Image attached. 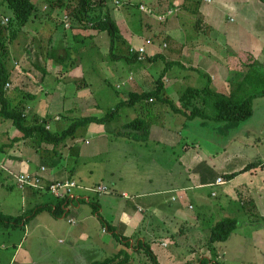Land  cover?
Returning <instances> with one entry per match:
<instances>
[{
	"label": "rangeland",
	"instance_id": "obj_1",
	"mask_svg": "<svg viewBox=\"0 0 264 264\" xmlns=\"http://www.w3.org/2000/svg\"><path fill=\"white\" fill-rule=\"evenodd\" d=\"M60 1L50 0L49 5H52L48 9H45L42 0L39 3L36 2V6L47 17L55 16V22L49 20L50 22L44 23L46 27L39 34H32L30 37H28L27 29L23 27L17 33L15 40L8 41V48L11 50L9 68L14 67L17 68L16 70H21V66L32 64L30 68L34 69L40 64L36 53L27 56L26 46L27 42H30V49H35L38 52L41 65L48 69V75L44 78L41 77L43 82H41L40 76H37L40 75V73L37 74V71H35L37 75L33 76H29L30 72H25L28 80L23 79V81L26 83L33 81L37 86L34 88L27 84L22 90H18L17 82L15 85L17 90L13 88L10 97L15 103L20 99L23 100L27 124L34 123V118L37 116L41 119L45 117L51 119L52 122L48 128L50 130L52 128L53 132L67 129L76 119L84 116L105 117L121 101L128 99L131 92L136 91V87L133 85L135 81V84L140 85L141 91H152L156 85L155 82L164 73L166 66L164 61L159 59L145 63L143 69H145L146 75L143 76L141 70L134 72L135 76L132 82L129 80V70L138 67L137 63L139 62L127 63L124 59L112 60L114 56L128 55L130 47L124 39L126 33L130 31L137 34L142 40L136 48H139L140 43L144 42L145 56L149 55L151 50H155L154 45L160 46L161 44L162 47L165 38L163 40L157 37L155 42H152L153 36L149 32L143 31L141 27L144 16L142 12L147 11L138 5L142 3L151 7L147 0H135L139 3L137 5L133 4L134 2L119 1V4H116L113 1L114 4L111 7L116 10H124L129 7L133 13L130 24H128L129 18L125 23H118L121 27L122 37L118 41L117 48L112 52L113 54L110 53L111 40L108 34H101L100 39H91L90 34L96 30L73 29L72 22L67 20L68 17H65L67 16L66 11L64 12V9L58 6ZM211 4L205 5L213 6V3ZM167 5V0H161L158 5L163 10L160 13L164 14V21L169 20L173 15L171 10L167 11ZM252 6L251 4V10ZM0 15L12 18L14 13L7 7L4 12H0ZM232 18L233 22L231 16L225 20L227 26L241 24V18L237 16ZM78 34H80V38L76 37ZM59 36H62L60 42ZM239 37H241L239 40L243 41H241L243 45L239 44L243 51L238 55L241 64L239 62L237 64H240L242 72L233 74V80H231L233 82L216 83L212 88L219 93L230 95L234 90L240 88L239 83L244 81L241 88L246 93L248 92L250 95L262 93L264 91V46H259L261 47L260 51L256 52V55L250 56L246 52L250 49V45L245 44V35ZM254 43H256L255 40ZM53 48L57 50V55L61 53L60 62L56 64L52 56L47 55ZM107 59L109 60L107 61ZM143 61L145 62L146 59ZM254 62L255 65L246 67V64ZM117 66H123L125 69H117ZM71 68L75 75L73 78H66L67 71ZM54 70L59 71L65 79L53 78L51 74L54 73ZM191 72H193L192 69H185L184 76L179 74L180 82L175 87L172 82H168L164 86V95L168 96L172 102H177L180 99L188 84L192 85L196 82L197 86L199 84L206 85V77L200 76L197 81ZM168 75L169 73L167 77ZM85 84L88 86L85 87ZM120 86L121 89H119ZM25 93L32 95L41 93L43 97H46V100L42 99L43 101L40 102L38 99L37 103L39 104H35L30 98L24 97ZM65 96L72 101L74 97L77 98V102L73 104L75 109L69 110L72 103L69 100L65 102ZM146 103L148 101L139 102L138 109L141 110V106H146ZM163 103L161 97L154 107H164ZM176 105L178 104L176 103ZM138 109L123 107L111 121L79 127L75 139L67 140L60 148V151L64 152V159L58 165L61 164L68 170L67 172L73 174V178L80 186L94 188L100 183V185L110 188V193L105 195L76 189L77 195L85 194L86 198L89 197V201L81 202V209L71 212L68 217L52 219L48 213H43L28 219L25 223V220L31 216V209L41 199L39 198L36 203L34 199H27L23 208L24 196L21 190L15 186L16 183H13L14 186L11 184L8 187L7 184H3L0 177V210L5 215L10 214L13 217L23 214V220L18 226L0 222V264H93L95 261H103L113 256L126 247L111 232L104 231L101 219L93 212V204L98 207L99 212L101 208L104 210L103 219L110 220L111 216L120 213H116L118 207L123 206V202H126L122 197L124 192H127L132 198L138 196L140 200L146 202L150 198L152 200L153 197L148 198L146 195L147 198L144 201V198L141 197L143 194L159 191L166 186L190 184V170L185 163L181 162L180 157L183 158L184 155L192 154L199 149L212 154L226 152L232 156L231 160L235 159L237 164L256 162L261 166L264 165V96L253 100V116L240 123L216 122L201 118L188 121L187 128L178 136L183 138V141L175 147L158 146L137 139H134L135 141L124 140L123 134H119L125 132L124 127L117 129L116 127L139 118L148 121V114L145 119L144 113ZM167 117L168 114L163 116L162 124ZM176 123V119H174V122L169 126L164 125L175 128ZM101 126L104 132L100 133L106 132L108 138L90 132L91 129H99ZM112 134L114 136H109ZM67 144L69 147L64 148ZM184 147L187 150L184 151ZM197 147L198 149H196ZM31 149L36 154L38 153L33 159V163L37 166L44 165L47 169L51 160L50 156L54 154L53 146L36 143ZM199 154L201 153L199 152ZM10 178L12 182L13 178ZM205 191L210 192V189H205ZM216 191L218 193L216 197H211L208 192L205 194L206 202L193 196L186 197L180 202L182 207L180 215H174V203L162 206L152 205V210L143 214L146 219L143 227H140L138 234L130 238L135 249H128L133 257L132 264H152L144 250L136 247L138 238L141 237L138 236L140 234L151 242L160 264H198L200 259H210L221 264H264V217H258L257 211H254L253 214L254 209L247 203L249 199L243 198L247 205L245 203L242 205L239 200H236L231 203L233 205L230 207V204H226L229 199H226L223 194V188H216ZM41 198L43 201L53 200L49 193ZM216 203L219 204L214 205ZM229 217L238 220L239 228L228 240L217 242L212 246L216 250V256H214L208 247L210 228L218 220ZM70 220L76 224H71ZM114 224L117 227L116 233L118 231L123 233L118 217ZM148 230L153 232L147 234ZM151 235L153 236L150 239Z\"/></svg>",
	"mask_w": 264,
	"mask_h": 264
},
{
	"label": "crops",
	"instance_id": "obj_2",
	"mask_svg": "<svg viewBox=\"0 0 264 264\" xmlns=\"http://www.w3.org/2000/svg\"><path fill=\"white\" fill-rule=\"evenodd\" d=\"M111 1L112 4L115 3H113L114 0ZM118 1L129 3L134 2L133 4L136 5L139 4L138 2H135V0ZM147 1L150 3L151 7H148L142 3L138 5L139 7H143L145 9L147 8V10L151 12V14H148L147 12L144 13L140 9L142 14L144 15L142 17L141 27L143 28V31L149 32L153 36V38H151L152 42H155L157 37L162 38L163 40L165 38V41L162 44V47L161 44L160 46L154 45L155 50H151L150 54H147L145 62H139L137 63L138 67H134L129 70V80H131L132 82L134 81V72L141 70L142 75L145 76L146 71L145 69H143L145 67L144 64L156 61V59H158V56L159 60L164 59L167 62L179 63H177V65H173L166 71L164 77V85H166V83L168 82H172L174 84V87L178 85L180 82L179 74L181 76H184L185 69H192V76H194V78H197V81L199 80L200 76L204 78L206 77L207 83L206 85L199 84V86L195 85L196 82H194L192 85L188 84L184 91L187 88H203L204 86H207V84H210L211 87H214V84L216 83L222 84L227 82H233L231 81L233 80V74H237V72H242V68L239 67L241 61L238 58V55L241 54L243 51V48L239 46V44H242L243 41L239 40L241 39V37L239 36L245 35V44L250 45L249 50H251H248L246 52H248L250 56L256 55V52H259L261 47L264 46V0H190L192 2L199 3V6L197 8L194 7L195 5L193 6V9H197V13H192L187 10V7L183 6L184 2H187L189 0H167L168 5L166 9L167 11L171 10V12H173V15L172 17H170V19L168 18L169 20H166L164 22H159V19L157 18L160 15H164L163 13H160L163 10L162 8L160 9V7L158 6L161 0ZM32 2L35 4L36 2H41V0H32ZM42 2L45 5V9H48L49 6L52 5H49L50 0H42ZM211 3H213V6L205 5H212ZM251 4L253 5L252 10L250 8ZM255 5H257L256 8H253ZM7 7L8 5L5 3V0H0V12H4ZM37 8L38 15L36 19L30 21L24 26L27 29V33L29 34L28 37H30V35L32 34H39L41 30L46 27L44 26V23L50 21L53 22L56 19L55 16L52 15H49L47 17L44 13L41 12V9L38 6ZM230 16L232 22L234 21V19L232 18L233 16L241 18V24L237 26H227L225 20L229 19ZM132 17L133 13L131 12L129 7H126V9L124 10L117 9V13L115 14L116 21L119 20L117 21V24L119 22L125 23L127 18L130 19L128 22V24H130L132 22ZM10 18L11 17H2L0 15V21L3 22L9 20ZM67 20L69 21V18ZM118 26L120 29L121 27L119 24ZM103 33L106 32H100L96 30L94 33L90 34V37L91 39H100V35ZM76 37L80 38V34L76 35ZM61 40L62 36H59V42ZM124 40L126 43H129L128 46L130 47V49H136L137 44L142 41L139 39V36L137 34H134L131 31L126 33ZM254 40L256 43H254ZM49 44H51V42H49ZM142 46H144V42L140 43V47ZM26 47L28 52L27 56L32 53H36L37 59H39L40 64L37 67H34V69L30 68L32 64H30L29 66L25 65V67L20 65L21 70H16L17 68L11 67L10 83L9 87H6V90L8 92L7 97L9 99H11L10 96L11 93H13V88L16 89L15 85L17 82L19 84L18 90H22L24 87H26L27 84L29 85V87L34 86L35 88V86H37L33 81H28L27 83L23 81V79H27V73L25 72H30L29 76L37 75L38 73H40V75L37 76H40L41 82L44 81L42 78L46 77L49 73L47 67L41 65L42 62L38 52H36L35 49H30V42H27ZM95 48L97 47L95 46ZM47 55L52 56V58L55 60V64L60 62L61 53H58L57 55V50L55 48H53L52 51H49ZM149 59H152V61H149ZM108 60L109 59H107V61ZM238 62L240 64H237ZM16 64L18 63L16 62ZM117 69L125 68L123 66H117ZM35 71H37V74ZM53 72L54 73L51 74L53 78L61 77L60 80L65 79V77L61 73H59V71L54 70ZM67 72L68 76L66 78L74 77L75 74H73V68L69 69ZM168 73L169 75L167 77ZM141 82H143V80H141ZM135 83L133 85L136 87V91L133 92L139 94L146 92L141 91L140 85ZM122 84L124 85V83ZM85 85V87L88 86V84ZM119 89H121V86ZM33 95L34 99H32V103L39 104L37 103L38 99H40V102L43 101L42 99L46 100V97H43L41 93ZM65 97V102L69 100L72 103L69 110L75 109V105L73 104L77 102V98L74 97L72 101L70 100V98H67V96ZM157 101V99H153V102L149 101L150 104L146 103V106L142 105L140 108L141 110L138 109V104L136 106L129 107H136L139 111L143 112L144 118L148 114V121L145 118V121L147 122L146 126L149 128L148 133L142 134L143 138L138 141L147 142L149 144L153 143L158 146L162 145L164 147H175L177 144H181V142L183 141V138L178 136L185 128H187L188 121L184 116L176 114L166 103H163L165 105L164 107H154V105H157ZM174 103L179 104V99L177 100V102L175 101ZM165 114H168V117L162 124V118ZM174 119H176L177 122L176 127H168L171 123L174 122ZM131 121L132 120L122 124L121 126L116 127V129L120 127L123 128L127 123ZM50 122H52L51 119L48 121V127H50ZM164 124H167L168 126ZM90 132H92V134H100L98 136H101L103 138H108L106 132L103 134L100 133L104 132L102 126L99 129H91ZM120 134L122 135V133ZM114 135L112 134L109 136ZM18 136H20V132H18V130H16L14 127L9 126V124L7 123L0 122V146L5 143L10 146L11 141ZM123 138L124 140L135 141L134 138L128 136L127 134H123ZM67 146L68 144L64 148H67ZM31 147L32 146L29 145L26 141L22 140L18 141L11 147L5 148V150L0 153V177L4 185L7 184L8 187H10L11 184L12 186H14L13 183H16L15 186L18 187L15 178L16 175L25 173L34 174L38 172L41 167L44 166H37L33 163V159L38 155V153L36 154L35 151L31 149ZM196 149H198V147ZM183 150H187L186 147H184ZM199 152L201 154H199ZM60 154V157H57V155L50 156V164L47 167V172L44 177L45 184H49L55 180H75L72 176L73 174L67 172L68 170H66L65 167L61 166V164L58 165L64 159V152L60 151ZM231 157L232 156H229V154H227L226 152L222 154H212L206 151H202L201 149L195 151L192 154H186L183 158L180 157L181 162L183 164L185 163L188 166V170H190V184H176L175 186L171 187L166 186L159 191L143 194L141 197L144 198V201L147 197H153L152 200L150 198V200H146V202L140 200V197L138 196L132 198L128 195L127 192H124L122 197L126 200V202H123L124 205L118 207L116 211V213H120L111 216V219L106 221L110 225L114 226L117 230V227L115 226L114 222L118 217L121 224L120 226H122L123 228V233L118 231V234L132 238L134 235L138 234V230L140 229V227H143V224L146 221V219H144L143 214L149 213V211L152 210V205L156 204L157 206H162L164 204L174 203V215H180L179 213L182 211L180 202H182L183 199H186V197L188 196H193L195 198H200L204 200V202H206L207 197L205 194L208 191H205V189L209 188L210 192H208V194H210L211 197H216L218 195L216 188L219 187L223 188V194L226 196V199H229L226 204H230V207H232L233 205L231 203L236 200H239L240 203L244 205L245 202L243 201V198H247L249 199V201L247 202L249 207L254 209L253 214L254 211H257L259 214H261H258V217H264V213H260L261 211L264 212V165L260 166L259 168L250 170L246 173H242L236 176L234 179L227 181L225 179V175L234 172H240L248 164L252 163L240 162V164H237L235 159L231 160ZM10 177L13 178L12 182ZM219 177H223L227 181V183L222 186L215 185ZM98 185H100V183H98ZM225 186H227L228 188L226 187V189ZM20 190L25 200V204L22 203L23 208L28 201L27 199H34L36 203V201L40 198L41 201L37 202L34 205L35 207L39 204L46 203L47 201H49H43V199L41 198L45 194L48 195L46 191L33 190L29 188ZM36 195H39V197H36ZM81 196H84V194ZM83 201L84 200L75 199L73 203H69L67 208L68 215L71 212L80 210L81 202ZM247 203H245V205H247ZM218 204L219 203H216L214 205ZM34 208H32L31 211ZM43 213H48L52 219H56L48 211L42 212L38 215H41ZM99 213L103 216L104 210L101 208V211ZM19 216L23 217V214L18 215L16 217ZM235 216L236 214L234 215V217ZM70 223L76 224L74 221ZM103 229L104 231H106L105 228ZM152 232L153 231L150 230L146 231L147 234H151ZM138 236H141L140 238H138L139 240H146L142 234ZM152 236L153 235H151L150 239L152 238Z\"/></svg>",
	"mask_w": 264,
	"mask_h": 264
},
{
	"label": "trees",
	"instance_id": "obj_3",
	"mask_svg": "<svg viewBox=\"0 0 264 264\" xmlns=\"http://www.w3.org/2000/svg\"><path fill=\"white\" fill-rule=\"evenodd\" d=\"M56 1V0H54ZM53 2V1H51ZM14 13V16L7 22L0 21V122L7 123L9 126L14 127L20 132V136L15 137L10 146L3 144L0 146V153L5 148L13 146L18 141H26L29 145L33 146L36 143L46 144V146H53L52 155L60 157V148L69 139L75 138V134L79 127L87 126L91 123L104 124L107 121L114 119L119 112V109L123 107H133L139 102L145 100L149 101L152 99H160L168 104L171 109L181 116H184L187 121H191L197 118L202 120H214L216 122H230L240 123L248 120L253 116V100L257 97L264 96L262 93L249 94L245 90H242L241 86L244 85V81L239 83L240 88L234 90L230 95L219 93L211 87L210 84L203 88H187L179 99V104L176 105L172 102L168 96L164 95V77L166 71L173 65H177L178 62H167L163 59L166 64L164 73L155 82V87L152 91L143 93H130L128 99L121 101L118 106L109 114L103 118L88 116L76 119L67 129L61 132H53L48 128L49 119L40 117L34 118V123L27 124L26 108L23 100L20 99L15 103L7 97L6 87L10 83L11 67L9 68L10 61V50L8 48V41L15 40L17 33L30 21L36 19L38 15V8L32 2V0H5ZM195 5V6H194ZM58 6L66 13L69 20L72 22V28H90L98 30L100 32H106L110 37V53L117 48L118 41L121 39L120 29L115 18L116 8L113 6L111 0H65L60 1ZM185 7L192 13H197V9H193V6L197 8L198 2L187 1L184 2ZM85 22V23H84ZM124 59L127 63L133 61H139L138 54L131 52L126 56L113 57V61ZM159 59V56H158ZM156 59V60H158ZM161 59V58H160ZM152 61V59H149ZM179 64V63H178ZM253 64H246V67H251ZM248 80V77L246 78ZM24 97H28L31 100L34 99L32 94H24ZM153 102V101H152ZM147 122L143 119H135L127 123L123 129L128 136L140 140L143 138L142 134L148 133ZM146 126V127H145ZM141 132V133H140ZM120 134V133H119ZM142 135V136H141ZM40 140V142H39ZM38 148V147H37ZM38 151L40 150L37 149ZM50 153V152H49ZM261 164L252 162L248 164L240 172H234L225 175V179L230 181L236 176L246 173L255 168H259ZM68 205L69 202L66 200H59L53 198L46 203L39 204L31 212V216L25 220L27 223L28 219L36 217L38 214L48 211L51 215L60 219L68 216ZM94 205L93 212L101 219L103 227L107 232H111L119 241H121L126 248L121 249L118 253L103 260L95 261L93 264H132L133 257L128 249L135 250L132 244V240L125 236H120L116 233V228L110 225L98 211V207ZM23 220V217H13L5 215L0 210V222L4 224H14L18 226ZM239 228V223L236 218H223L218 220L211 228L208 236V247L210 251L216 256V250L212 247L217 242H224L228 240L233 233ZM137 249L144 250V252L150 257L152 264H160L157 256L152 249L151 242L146 240H139L136 243ZM221 264L218 261H211L210 259H200L198 264Z\"/></svg>",
	"mask_w": 264,
	"mask_h": 264
},
{
	"label": "built area",
	"instance_id": "obj_4",
	"mask_svg": "<svg viewBox=\"0 0 264 264\" xmlns=\"http://www.w3.org/2000/svg\"><path fill=\"white\" fill-rule=\"evenodd\" d=\"M116 4H119L118 0H114ZM145 11H147L148 14H151L150 11L143 8ZM159 21H164L165 16L160 15L158 16ZM6 20L5 22H7ZM149 43V41H148ZM131 52L138 54L139 61H143L146 59V48L144 46L136 49H131ZM9 87V84L7 85ZM153 101L152 99L150 100ZM47 172V169L45 166L41 167V169L34 173H25V174H18L15 176L17 185L20 189H33V190H42L49 193L53 198L59 199V200H66L70 204L74 202L75 199L89 201V197L86 198L85 194L84 196L77 195L75 193L76 189H81L85 191H90L95 194L99 195H105L109 193V188L107 186L98 185L94 188H83L80 186L75 180L72 179H66V180H55L49 184L44 183V177ZM227 181L223 177H219L216 181L215 185H225ZM70 222H73L70 220ZM165 246V244H164Z\"/></svg>",
	"mask_w": 264,
	"mask_h": 264
},
{
	"label": "clouds",
	"instance_id": "obj_5",
	"mask_svg": "<svg viewBox=\"0 0 264 264\" xmlns=\"http://www.w3.org/2000/svg\"><path fill=\"white\" fill-rule=\"evenodd\" d=\"M151 102V101H150Z\"/></svg>",
	"mask_w": 264,
	"mask_h": 264
}]
</instances>
